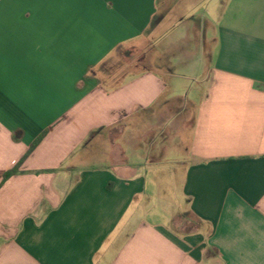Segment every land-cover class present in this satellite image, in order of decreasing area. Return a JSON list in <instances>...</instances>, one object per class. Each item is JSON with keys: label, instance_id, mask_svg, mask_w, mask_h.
<instances>
[{"label": "crops", "instance_id": "obj_1", "mask_svg": "<svg viewBox=\"0 0 264 264\" xmlns=\"http://www.w3.org/2000/svg\"><path fill=\"white\" fill-rule=\"evenodd\" d=\"M0 264H264V0H0Z\"/></svg>", "mask_w": 264, "mask_h": 264}, {"label": "rangeland", "instance_id": "obj_2", "mask_svg": "<svg viewBox=\"0 0 264 264\" xmlns=\"http://www.w3.org/2000/svg\"><path fill=\"white\" fill-rule=\"evenodd\" d=\"M206 5H207V2H206ZM184 11H185V8L183 7L182 9H180L176 12L177 15H175V16L173 15V18L178 16L180 12L182 13ZM188 12H189V9H186L185 14ZM185 35H186L185 31H183L182 27L175 28V32L170 37L171 38L170 41L171 42L173 41L175 43L177 40L181 39ZM185 43H187V42H185ZM179 45L181 46L182 43H179ZM196 51H197L196 54L193 55V57H192L193 58L192 61H196V59L198 58L197 56H198L199 49H196ZM180 52H181V50L177 49V50H175V52H173V55L168 56L170 61L173 63L172 67L174 69V80L169 79L168 82L175 84V88L177 90V93L180 94V97H181L180 100H183L185 97H188L189 99H191L192 94H195L196 97L199 98V96L204 91L206 84H202V82L198 83V81H200V80L194 81V77L196 75L193 76V75H190L188 72H185L184 67L182 66L183 64H178V60L180 58V56H179ZM159 53L162 54V50H159ZM176 102L177 101H175V105H176ZM152 121L155 122V120H153V119H152ZM174 140H176V138H174Z\"/></svg>", "mask_w": 264, "mask_h": 264}, {"label": "trees", "instance_id": "obj_3", "mask_svg": "<svg viewBox=\"0 0 264 264\" xmlns=\"http://www.w3.org/2000/svg\"><path fill=\"white\" fill-rule=\"evenodd\" d=\"M45 135V132L42 133L29 147L27 153L20 159V161L18 162V164L12 168V170H9L7 172H5L3 175H2V179L3 181L7 180L9 177L15 175L18 173V167L19 165L28 157V155L30 153H32V151L35 149V147L38 145V143L41 141V139L44 137Z\"/></svg>", "mask_w": 264, "mask_h": 264}]
</instances>
